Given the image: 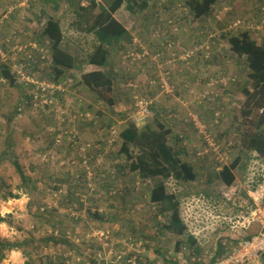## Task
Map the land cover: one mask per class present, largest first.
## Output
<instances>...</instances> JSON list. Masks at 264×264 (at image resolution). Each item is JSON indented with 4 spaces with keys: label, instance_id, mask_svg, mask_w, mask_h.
I'll list each match as a JSON object with an SVG mask.
<instances>
[{
    "label": "rangeland",
    "instance_id": "rangeland-1",
    "mask_svg": "<svg viewBox=\"0 0 264 264\" xmlns=\"http://www.w3.org/2000/svg\"><path fill=\"white\" fill-rule=\"evenodd\" d=\"M86 5L87 0H57V7L51 0H0V65L10 66L16 80L11 85L0 77V240L23 243L32 255L30 264H66L68 253L70 264H211L240 238L264 227V162L242 144L246 126L236 117L245 107L236 92L248 81L249 71L245 57L231 53L226 39L244 30L258 44L264 42V24L256 28L264 20V0H219L210 15L198 18L183 0H150L148 8L133 12L124 3L116 16L131 37L114 47V41L108 43L104 67L84 63L86 53L99 43L92 32L77 28L78 7ZM52 17L60 22L63 48L81 62L59 82L50 67V42L41 34ZM237 20L241 27H232ZM166 38L174 40L176 53L191 47L199 50L198 56L181 61L177 54L170 63H162L163 58L154 61L152 54ZM129 49L146 53L124 65ZM93 69L121 73L116 78L119 107L109 110L102 103L105 88L78 84L81 73ZM162 77H167V93L158 83H147ZM128 82L137 83L138 95L153 101L148 120L158 118L165 125L169 114L180 115L175 123L179 132L172 133L169 143L193 166L196 178L165 181L167 191L179 200L186 226L179 251L166 230L150 227L154 214L163 224L170 216L149 203L148 187L156 179L129 171V160L118 151L119 132L132 120L134 100ZM41 84L57 88L41 90ZM204 92L208 97L198 103L197 96ZM176 96L182 106L173 110ZM192 117L205 133L198 131ZM107 125L115 129L112 145ZM76 134L78 144L91 142L90 154L101 158L91 165L89 181L83 180L81 151L72 141ZM132 152L137 153L134 148ZM237 157L235 179L225 185L213 172ZM94 212L109 220L90 218ZM100 231H108L107 238ZM22 258L26 264L22 253L10 263L23 264Z\"/></svg>",
    "mask_w": 264,
    "mask_h": 264
},
{
    "label": "trees",
    "instance_id": "trees-1",
    "mask_svg": "<svg viewBox=\"0 0 264 264\" xmlns=\"http://www.w3.org/2000/svg\"><path fill=\"white\" fill-rule=\"evenodd\" d=\"M87 1L88 5L78 7L77 28L83 31L85 28L86 31L92 32L99 43H96L86 53L84 63L96 67H104L107 65L109 57V52L106 48L108 43L114 41L115 44L110 45L114 47L121 41L131 37L129 30L114 15L118 13L124 3H126V9L133 12L136 9L140 11L148 8L150 0ZM183 1L189 12L198 18L210 15L212 6L219 0ZM51 2H53V6L57 7V0H51ZM41 34L50 42V67L54 73V80L59 82L64 77V74L67 73V70L78 67L81 62L77 64L75 55L63 48V33L58 19L54 17L48 18ZM226 39L231 53L238 57H245L249 71L248 81L236 92L237 98H241L243 105H245L243 110L238 109L236 112L240 126H246L245 132H242V144L249 151L255 152L264 162V42L258 44L250 33L244 30L239 31L238 34H228ZM168 40L174 42L173 39ZM163 43L164 40H161L157 48L159 49ZM186 49H191V47H185L184 50ZM156 51L157 49L154 52ZM0 77L7 80L11 85L16 84L11 68L7 64L0 65ZM78 84L96 90L109 88L111 81L106 73L93 69L82 72ZM158 86L160 87L159 83ZM105 93H103V96H106L104 100L111 105V97ZM148 117L140 122L130 120V123L119 132L120 148L118 151L124 153L129 160L127 164L129 171L136 172L143 179H156L148 187L149 203L159 206V213L169 211L170 216L167 219V223L163 224L157 221L158 214H154L151 217L154 226L150 227L158 226L166 230L169 235L167 237L174 241L175 250L179 251L180 246L183 245L186 226L179 214V200L173 193L167 191L165 181L171 177L194 180L196 171L190 163L179 157V150L169 143L172 130L160 122L158 118H152L150 121ZM140 123H144L141 129L137 127ZM106 127L109 129L110 125ZM175 140L179 141V138L176 137ZM133 148L137 153L132 152ZM14 164L22 180L25 181L26 178L23 176L20 165L17 162H14ZM237 166L238 157L231 163L222 165L221 169L217 173L213 172V174L220 178L225 185L229 186L235 179L233 170ZM123 168L126 167H121V169ZM211 180L209 179L208 182ZM9 195L13 199L19 198L17 195ZM93 217L106 220V218L99 216L97 212L90 215V218ZM0 221H4V217L0 216ZM147 227V224H145V228ZM189 240L192 243L196 241L192 236H189ZM12 249L21 250L23 256L27 257L25 263H32V255L23 249V243L5 240H0V261L4 258L5 251ZM48 259L50 258L48 257ZM214 260L212 258L211 261Z\"/></svg>",
    "mask_w": 264,
    "mask_h": 264
},
{
    "label": "built area",
    "instance_id": "built-area-1",
    "mask_svg": "<svg viewBox=\"0 0 264 264\" xmlns=\"http://www.w3.org/2000/svg\"><path fill=\"white\" fill-rule=\"evenodd\" d=\"M240 21L237 20L236 22H233L232 27L238 28L240 26ZM264 24V20H260L259 25L256 26V28H259V26H262ZM167 39V38H166ZM175 44L174 42L170 40H165L162 46L157 49L154 54H152V58L154 61L163 58V62L166 61V63H170L175 60V56L178 54L177 58L180 59L181 61H189L192 58H196L198 56L199 50L196 49H180L177 50V53L175 52ZM146 52L143 53H138L134 52L133 50H126L124 53V59H123V64L125 63L126 65L133 64L135 61L140 60L141 57L145 56ZM197 53V54H196ZM164 55V56H163ZM194 56V57H193ZM124 64V65H125ZM166 75V74H165ZM234 80V79H233ZM148 85H156L157 83L160 84V88L162 89L163 92L167 93L170 91L169 84L167 82V77H162L158 81L155 80H148ZM214 81H211L209 79V84H213ZM227 82H223V85H226ZM127 87L131 90L133 94V113L131 115V119L134 122H140L144 119H146L148 116L151 114V104L152 100L144 97V96H139L138 95V85L137 83L134 82H128ZM46 88H52L56 89L57 86L54 84H41V90H44ZM137 89V90H136ZM137 91V93H136ZM207 92H204L202 96H197L199 97L198 103H201L204 101L208 96H206ZM189 116H191L190 113H188ZM192 120L194 121L195 126L198 128V131L200 133H205L204 128H202V125L200 122H198L195 118L192 117ZM110 131V138L108 139V145H112L114 142V133L115 129L113 127H109L108 132ZM74 139L72 140L75 142V147L78 150L81 151V154H79V162L83 164L84 168V178L83 180L89 181L92 178V164H97L95 161H99L98 159L101 160L100 156H95L90 154V151H92L94 146H92L91 142L79 143V137L76 135H73ZM58 142L59 139H56ZM209 145H212L210 141H208ZM77 143V144H76ZM96 147V146H95ZM96 151L98 149H95ZM74 162V161H72ZM79 176L77 175L74 178H78ZM45 208H41V210H44ZM107 233L108 231H100L99 234L101 236L105 235L104 237L107 238ZM69 253L65 254L64 260H66V264H70V259H69ZM98 258L101 259V255L98 253L97 254ZM79 260V258H76ZM264 264V227L260 230H258L255 234L250 235V236H244L240 238L238 241L235 242V244L231 247V250L226 253L225 255L221 256L220 258H217L214 262L211 264Z\"/></svg>",
    "mask_w": 264,
    "mask_h": 264
},
{
    "label": "crops",
    "instance_id": "crops-1",
    "mask_svg": "<svg viewBox=\"0 0 264 264\" xmlns=\"http://www.w3.org/2000/svg\"><path fill=\"white\" fill-rule=\"evenodd\" d=\"M116 18H117V16L116 15H114ZM161 62L163 63V61L161 60ZM107 66V65H106ZM115 71V72H114ZM113 71V74L112 75H108L109 76V78H110V81H111V85H110V87L109 88H106V90H104L105 92H107V93H109V95H107V96H110L111 97V105H109L108 104V106H107V108H109V110L111 109V107L112 108H116V107H119V103L121 102V100H119V98L117 97V96H119L118 95V92H119V89L117 88V82H116V78H118L120 75H121V73L120 72H118V69H115ZM141 77L139 76V83L144 87V81L145 80H143V81H141V79H140ZM143 83V84H142ZM158 85V84H157ZM146 86V85H145ZM156 86V85H155ZM160 88V87H159ZM152 88H149V90H151ZM161 90V89H160ZM162 91V90H161ZM106 93V94H107ZM113 94H116V96H114ZM183 97V96H182ZM185 97V96H184ZM190 97H192V96H190ZM195 97V96H194ZM193 97V98H194ZM105 98H106V96H105ZM177 98H178V96H176V98H175V101H177L178 102V104H175V103H172V105H173V107L171 108V109H173V110H175V109H180L181 108V104H180V102H179V100H177ZM181 98V97H180ZM102 103H104V104H106L107 102H105V100L103 99L102 100ZM183 104V103H182ZM184 105V104H183ZM186 106H188V104H185ZM155 106V105H154ZM155 108H157V107H155ZM187 109H188V107H186ZM108 111V110H107ZM190 112V111H189ZM161 115V114H160ZM178 119H180V115L179 114H169L168 115V118L166 119V127H168V128H170L171 130H172V133L175 131V132H179V130H175V123H176V121H178ZM3 205H4V203H0V211H1V208L3 207ZM7 211H10V210H7ZM2 213V212H1ZM4 213V212H3ZM20 255L21 256V251L20 250H17V249H12V250H9V251H7V254H5V256H4V258L1 260V262H0V264H11L10 263V259L13 257V256H16V255ZM23 259V258H22ZM24 259L22 260V263L24 264Z\"/></svg>",
    "mask_w": 264,
    "mask_h": 264
}]
</instances>
